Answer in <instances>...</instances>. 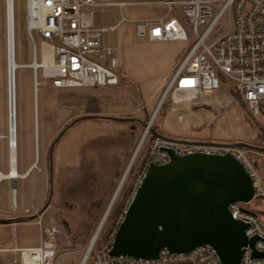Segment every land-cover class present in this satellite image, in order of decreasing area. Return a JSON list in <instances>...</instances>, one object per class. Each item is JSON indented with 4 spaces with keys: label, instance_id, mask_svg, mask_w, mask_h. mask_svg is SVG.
<instances>
[{
    "label": "rangeland",
    "instance_id": "rangeland-1",
    "mask_svg": "<svg viewBox=\"0 0 264 264\" xmlns=\"http://www.w3.org/2000/svg\"><path fill=\"white\" fill-rule=\"evenodd\" d=\"M178 9L180 10V7ZM167 13L168 6L163 4L132 3L98 9L96 19L99 25H111L119 23L123 16L139 20L160 17ZM14 15L15 58L21 65L16 71L18 170L23 173L30 163L37 162L27 179L17 180L19 208L31 202L39 206L41 200L36 197V189L43 199L39 207L33 204L35 209L31 210L30 214H34L36 210L39 213L46 204L56 205L61 211V220L59 227L50 231H55L58 264H78L122 182L135 149L142 140L147 128L144 123L150 122L168 86L172 66L190 44L186 41L150 42L137 36L136 21H122L118 29L104 35V41L108 46L117 48L119 59L125 63L126 72L133 76L134 83L121 77L119 84L113 86L59 89L45 84L39 86L36 95L35 70L31 66H23L31 65L35 56L33 43L26 28V0H14ZM202 30L203 27H200V31ZM35 36L40 46L41 38L37 33ZM7 43V0H0V160L8 159L9 162ZM176 52L179 55L173 60ZM169 68L170 76L165 73ZM38 74L40 75L39 70ZM161 80L163 83L159 85L161 88H158ZM223 86L226 90L229 88L227 84ZM150 89H153L151 96L156 98L152 107V104L148 106L149 95H146ZM229 91L232 97L225 98L223 107L218 110L211 107L213 111H210L201 107V110L194 111L187 105H177L185 107V113L205 115L210 111L214 115V126L209 135L188 137L226 141L230 144L240 141L250 144L253 142L264 147V115L253 117L238 94L232 89ZM171 108L170 99L167 97L152 122L151 127L154 130L163 131L161 123L165 121V114ZM179 112L177 110L171 115V125L194 128L196 118L186 115L185 121L179 122ZM242 115L259 131L257 139L236 136L243 128ZM76 119L77 122L65 131L53 147L51 179V147L60 133ZM220 132L228 138L217 136ZM152 133L151 130L148 132L133 159L132 166L110 207L96 247L101 246L108 238L132 198L148 154ZM241 148L259 169L264 186V152ZM5 184L8 185L9 207L12 208V182H4L2 186ZM246 207L258 213L264 223V197L255 198ZM67 251L73 253L63 254ZM61 254L63 255L60 256Z\"/></svg>",
    "mask_w": 264,
    "mask_h": 264
},
{
    "label": "built area",
    "instance_id": "built-area-1",
    "mask_svg": "<svg viewBox=\"0 0 264 264\" xmlns=\"http://www.w3.org/2000/svg\"><path fill=\"white\" fill-rule=\"evenodd\" d=\"M132 3L163 4L168 6V13L139 20L123 16L119 23L111 25L97 23L98 9ZM122 21H136L137 36L150 42L186 41L190 44L172 68L161 105L169 97L172 107L187 105L194 111L209 109L212 104L205 96L227 84L253 117L264 115V0H26V28L35 52L31 66L35 70L36 88L45 84L59 89L119 84L122 72L118 51L105 43L104 35L118 29ZM200 27H203L202 31ZM35 33L41 38L40 46ZM45 46L51 52L47 64L43 54ZM147 134L143 136L142 143ZM169 150L180 156L231 153L252 177L255 198L264 195L261 173L241 147L182 142L159 133L151 136L135 191L151 163L162 165L170 161ZM246 205L243 202L231 203L229 211L234 219L248 224L245 232L249 238L258 236L260 239L254 247H245L239 264H264V257L252 255L254 250L264 252V223L260 215ZM33 209L35 206L31 205L24 209V213L30 214ZM35 214H39L37 210ZM123 216L101 246H95L98 239L92 246L88 245L78 264H224L210 245L198 246L187 253L170 252L165 248L156 259L113 256L110 250ZM54 232H46L43 247L21 250L18 264H58ZM72 253L67 251L63 254Z\"/></svg>",
    "mask_w": 264,
    "mask_h": 264
},
{
    "label": "water",
    "instance_id": "water-1",
    "mask_svg": "<svg viewBox=\"0 0 264 264\" xmlns=\"http://www.w3.org/2000/svg\"><path fill=\"white\" fill-rule=\"evenodd\" d=\"M7 69L11 120V84H14V71L11 81L9 41ZM77 120L60 133L51 147V179L53 147ZM144 125L147 127L144 136L150 130L157 133L151 127L152 121ZM197 143L219 144L202 141ZM231 145L264 152V147L242 141ZM169 154V162L149 165L118 225L110 254L156 259L165 248L170 252L187 253L198 246L210 245L216 250L222 263L239 264L245 247H254L260 239L258 236L249 238L245 232L248 224L234 219L229 211L231 203L248 204L255 199V188L249 172L231 153H192L180 156L169 150ZM128 171L129 169L126 175ZM252 255L264 257V252L254 250Z\"/></svg>",
    "mask_w": 264,
    "mask_h": 264
},
{
    "label": "crops",
    "instance_id": "crops-1",
    "mask_svg": "<svg viewBox=\"0 0 264 264\" xmlns=\"http://www.w3.org/2000/svg\"><path fill=\"white\" fill-rule=\"evenodd\" d=\"M175 42L178 41H168L166 43H175ZM157 43H164V42H157ZM177 55H179L178 52L174 53L172 59L174 60V58H176ZM171 68H169L165 72L167 75L170 74ZM120 70L122 72V77H124L125 79L127 78L126 80L134 83L135 80L133 76H131L128 72H126L125 63H123L121 59H120ZM162 80L159 82L158 88H161L160 86L163 83ZM153 89H150L146 93V95H149L147 98L148 106L152 104L151 107L154 106L156 103V98L151 96ZM231 97L232 94L229 91V89L226 90L224 89L223 86V88L220 89L219 91L206 95L205 99L212 104V106L209 107V110L213 111L211 110V107L214 110L215 109L218 110L219 107L222 108L221 105H223V100L225 98L230 99ZM161 100L162 97L160 98L157 107L159 106ZM177 110L180 111L179 114L177 115V120L179 122L181 121L184 122L186 119V115L191 118H196V122L194 123L195 124L194 128L171 125L173 120L171 115ZM185 110H186L185 107H180V106L172 107L171 110L165 114V121L161 123L163 131L159 130L156 132L165 137L180 141H202L208 143L230 144V142H226V141H216V140H207V139L197 140V139L189 138L188 136L196 137V136L209 135L212 132V128L214 126V122H213L214 115L210 111L206 113L208 115L206 114L195 115L188 112L185 113ZM180 116L182 117V119H179ZM241 121L243 128L238 131V135L236 134V136H238L239 138L257 139L259 135V131L257 130V128L251 122L247 121L243 115L241 117ZM171 135H175V136L173 137ZM216 135L223 138H228V136L222 134L221 132L217 133ZM237 141H239V139ZM253 144L254 146H257L255 143L251 142V145ZM33 164L34 162L30 163L29 166L24 170V172L29 168L30 170L33 171V169L35 168V167L33 168ZM11 167H12V161H11V149H10L9 162L8 159L0 160V172L4 174H8V172L11 170ZM18 167H19L18 151H16V168ZM28 176L23 177L22 179H27ZM18 179L14 180L16 181L14 182L12 181V179H10V177L0 178V184H1L0 186V264H18L17 261L19 259L21 250L38 249L43 247L46 238V232L50 231L51 229H57V227H59V223L61 220L60 209L56 205H52V203L46 204L44 208L40 209L38 215H36L35 213L25 214L24 213L25 208L33 204L34 205L36 204L35 202H31L30 204L25 203L22 208H19L18 192L16 189V183ZM7 181L12 182L11 197H10L12 208L9 207L8 185L5 184L4 186H2L3 183ZM13 190H15L16 192L15 194L16 207H17L16 209H14V205H13V197H14ZM36 197L39 198L42 203L43 196L38 193L37 189H36ZM41 203L39 204V206L41 205Z\"/></svg>",
    "mask_w": 264,
    "mask_h": 264
},
{
    "label": "bare ground",
    "instance_id": "bare-ground-1",
    "mask_svg": "<svg viewBox=\"0 0 264 264\" xmlns=\"http://www.w3.org/2000/svg\"><path fill=\"white\" fill-rule=\"evenodd\" d=\"M7 40L9 41V49H10L11 81H12L13 71H14V84L13 85L11 84V97H12L11 120H10V117H9V122L11 121V128H10V124H9V134H10V138L12 139V146L10 148L11 149L12 167H11V170L8 172V174H4V173L0 172V178H2V177H10V179L13 178V179L16 180L18 178L27 177L32 170H30V168H29L25 172L20 173L19 170H17L18 168H16V151H17L16 148H17V146L14 147V142L15 141L17 142V78H16V71H17V68L20 67V66H18L19 64L17 63L16 58H15L16 57V53H15L14 0H7ZM12 52H13V56H12ZM43 54H44L45 63L46 64L49 63V60L51 58V52L49 51L47 46L44 47ZM35 66L36 65L34 64V67ZM7 79H8V69H7ZM13 94H14V104H13ZM35 94H36V90H35ZM161 102H162V100H161ZM8 104H9V102H8ZM160 105L161 104H159V106L157 107V109L153 113L150 122L151 121L153 122V120L155 119ZM146 131H147V128H146L145 132ZM145 132L143 133V136H144ZM143 136H142V139H143ZM141 144H142V140H141L140 144L137 146V148L135 149V152H134V154H133V156H132V158H131V160H130V162L128 164L126 172H127L128 169L130 170V168L132 166L131 162L133 161V159L135 157V154H137L138 149H140ZM35 164H36V162H34L33 168L35 167ZM126 172L124 174V177L122 178V182L119 184V186H118V188H117V190H116V192L114 194L113 199L117 196L118 191L120 190V188H121V186H122V184L124 182V179L126 177ZM13 191H14L13 192V194H14L13 205L15 207L16 206L15 190H13ZM113 199L111 200V203H110L107 211L103 215V218H102L101 222L99 223L97 229L95 230V232H94V234H93V236H92V238L90 240L89 246H92L95 243V241L98 239V236H99L100 231H101V229L103 227V224H104L106 218L108 217V213H109L110 207L112 206L111 204L113 203Z\"/></svg>",
    "mask_w": 264,
    "mask_h": 264
},
{
    "label": "trees",
    "instance_id": "trees-1",
    "mask_svg": "<svg viewBox=\"0 0 264 264\" xmlns=\"http://www.w3.org/2000/svg\"><path fill=\"white\" fill-rule=\"evenodd\" d=\"M260 130H262V128H260ZM156 131V130H155ZM154 133H152V135H153ZM262 197V196H261Z\"/></svg>",
    "mask_w": 264,
    "mask_h": 264
}]
</instances>
